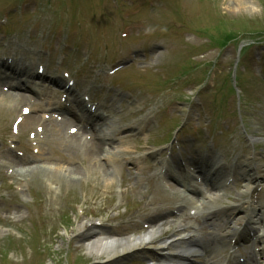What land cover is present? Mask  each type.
<instances>
[{"label":"rangeland","instance_id":"374dc122","mask_svg":"<svg viewBox=\"0 0 264 264\" xmlns=\"http://www.w3.org/2000/svg\"><path fill=\"white\" fill-rule=\"evenodd\" d=\"M99 1L49 0L48 5L55 10L53 13L49 11L51 8L43 6L39 0L22 11H19L16 1H0V15H8L14 22L21 20L26 26L21 37L28 45L25 46L22 41L14 38L10 46H13L15 55L19 50L45 48L54 56L62 54L67 57L68 62L75 63L80 58L84 60L86 53L77 56L74 47L79 46L82 52L89 46L93 49L90 41L92 34H100L103 40L100 42L103 46L101 57L106 58L111 67L115 64L123 65L124 70L110 75L111 68L103 66L99 77L91 76L89 87L95 90L90 93V102L100 104L106 101L112 104L113 98V114L103 113L112 119L114 127L125 128L131 125L135 129L120 144L121 152L117 153L119 156L106 166V176L93 169L89 171L90 166L81 152L57 139L48 146L44 142H41L42 145L38 143L37 147L42 148L39 164H44L40 169L29 170L31 172L13 169L9 177L10 169L0 160V243L6 244V240L11 238L10 242L13 244L5 249L8 257L4 264H67L66 254L71 240L82 246L71 251L76 264L101 263L98 256L88 253L86 243L76 237L77 226L94 206L102 218L118 215L124 221L123 218L135 206H140V202L147 208L156 194L168 193L167 187H162L159 180L160 163L170 159L169 155L173 152L170 146L174 150L176 142L164 146L153 159H146L145 154L148 150H159L155 145L163 144L170 137L178 140L179 144L181 141L185 142L188 150L190 145L192 148V144L196 146L202 141L205 146L208 145L210 135L208 137L206 132H212V137L218 138L220 144L221 155H217V162L228 163L231 172L237 175V181L240 180L236 187L229 188V201L234 202L240 198L249 201L256 208L253 218L262 216L264 219V209H260L264 206V176L257 187L252 181L243 179V173L239 170L252 154V146L246 142V137L264 139V76H261L264 47L254 44L248 39L250 37L239 43L243 45V50L246 49L244 63L238 67L242 90L246 94L244 104L247 109L244 111L240 110L236 94L230 92L238 46L231 44L220 51L216 46L210 47L211 43L206 39L212 36L218 42L217 37L222 27H228L229 32H238L244 26H249L261 32L264 29V0H150L153 8L149 11L146 2L141 0ZM107 2L116 8L121 2L123 11L121 8L110 9V3L105 6ZM11 4L12 8L9 9ZM82 11L85 19L90 18L91 14L95 15L94 11H102V27L98 26L97 15L89 23L87 20L81 21L83 25H93L96 31H83L78 22L76 25L71 24L72 19L65 16L67 12L77 15ZM28 36L34 38L32 43L28 42ZM70 36L74 41L72 46H69L67 40ZM2 37L4 39V35ZM109 38L122 42V45L107 43ZM80 39L85 43L80 42ZM248 44L251 46L246 48ZM36 53L31 51L32 55L29 54L28 58L36 55V60H41L44 67L48 65L52 68L43 52L39 50ZM31 63L35 65L37 61L32 59ZM207 65L209 67L205 71ZM73 67L70 64L71 71L74 70ZM105 75L114 76L112 85L120 82L118 84L125 91L134 86L137 90L134 88L130 95L119 92L102 77ZM84 80L90 82V77L79 78V81ZM101 85L103 87L97 88ZM9 105L8 100H1L0 96V138L7 137L5 139L11 142L14 136L8 128L12 121L8 114ZM242 120L249 130L246 133L241 131ZM183 124L187 127L182 128ZM213 127L217 129L211 131ZM196 128L199 133L204 134L202 137L194 136ZM181 130L179 139L178 133ZM27 131L30 130H26L19 138L24 147L28 142L29 149ZM254 147L259 160L257 165L264 175V141L261 140ZM5 148L19 158L26 159L28 156L22 157L17 149H11V144L5 145ZM146 166L149 167L147 171ZM169 166L167 165L168 170ZM143 168V173L137 177V173ZM149 179L156 180V194L152 197L151 190L149 196L146 193ZM259 192L262 194L261 199L258 198ZM218 193L223 197V192ZM33 197H37V205L33 203ZM226 200H217L216 206L220 209L230 207ZM68 201L71 204L77 203L75 214L67 204ZM106 205L109 209L103 213ZM238 215H244V212L240 211ZM229 216L219 214L215 218L216 224L224 225ZM254 221L253 219L252 222ZM62 223L66 226H62ZM228 226L232 225L227 224L226 227ZM260 228L263 229V226ZM27 235L30 236L29 239H25ZM43 243L46 244L44 249ZM246 253L241 255L245 257ZM216 260L218 261L217 258Z\"/></svg>","mask_w":264,"mask_h":264},{"label":"bare ground","instance_id":"6f19581e","mask_svg":"<svg viewBox=\"0 0 264 264\" xmlns=\"http://www.w3.org/2000/svg\"><path fill=\"white\" fill-rule=\"evenodd\" d=\"M240 6L241 8L243 7V5ZM5 70H7V68H5V65L3 64L0 67V82L2 80H4V82L0 86L3 85L4 87H7V91L14 92H4L0 89V95L3 96L1 97V100L4 97L8 99V102L10 103L9 112L19 111L20 109L22 110L24 107L23 105H33L36 102L35 97L40 95L39 93H42H38L37 90H35V82L43 84L46 81L45 76L39 80L34 79L35 77L33 78L30 74H28L26 80H19L24 84L21 82L12 84L7 81L9 77ZM23 74L24 72H18L12 69L9 75H17L18 77H21ZM52 84L59 86L58 90H64L65 88L63 81L59 76H57L56 79H53ZM67 92L69 94L68 96H71V93L73 94L75 97L73 99L77 101V106H79L80 100L78 99H80V97L77 92L73 90L72 92L67 90ZM58 111L60 112L61 119L56 121L51 118L45 120L44 117L37 115V110L32 109L27 116L23 117V121L21 122L19 128L35 129L36 127H40L42 129L40 136L43 138L47 139L52 135L64 138L73 148L81 152L83 159L90 166L88 169L89 171L94 168L93 170H96L99 173H105V169L102 164L98 162V159L103 154V151H105V146L109 145L108 140L117 137L116 139L121 141V139L123 140V136L125 138L134 130L131 125L125 126L126 129L113 128L114 125L111 120H105L103 122V120H101L97 115H93V117L99 119L100 122H103L101 124L105 127L104 130L100 129L97 132L92 133L84 116L79 118L73 114V110L65 107H62V110L58 109ZM89 111L85 109L86 113L91 114ZM75 122L81 124L79 126L80 135H66L65 130L67 125ZM106 128H109V130L105 131ZM116 144H118V142ZM120 144L121 143L118 144L117 150H119ZM106 154L109 156L112 155V153L109 154V151ZM149 155H153V152H150ZM2 158L7 162V166L13 168L18 167L23 163V161L17 159L10 152L2 155ZM189 165L193 166V163H190ZM222 173L223 171H215L211 177L217 179V177H220ZM165 176L171 180H173L174 177L169 172H167ZM260 177L261 173L259 169L256 168L252 178L257 182ZM206 178L207 177H204V179H202L205 180ZM186 179H190V176L187 175ZM216 187L217 183L214 182L211 189ZM207 199V202H214V199L211 197ZM197 201H199V199ZM170 202H172L170 198L158 197L153 201V204L155 205L160 203L162 205H168ZM182 203L184 202L182 201ZM155 211V216H144L142 221L148 224V230H146V232L142 235L137 236L129 234L125 235L124 233L126 230L120 229L110 231L100 230L98 236L95 237V232L93 233V231L99 229V227H93L94 224L91 221L86 222L79 230L81 231L82 229H85V231L92 232V234L87 235V237L91 240L87 246L88 253L98 256L102 261H104V264H116L128 258H143L151 264H212L210 263L211 258H208L211 255V252H209L210 249L212 251H217L222 246H231L232 242L236 244L240 240V233H238L240 228H234L232 232H229L225 235V237L220 238V240H217L212 244L199 243L194 234H188L187 232V229H194L197 225L192 222L182 223L181 221L176 224L177 230L175 232L171 233V235L167 238L160 240L159 235H161L164 231L167 223H158L156 221V217L160 216L163 211L160 209H156ZM165 211L166 210H164V212ZM214 212L216 211L208 209L206 219ZM206 224L207 222H204V225ZM225 239L227 240V243L224 242ZM250 258H255V254L251 255ZM173 261H177V263H174Z\"/></svg>","mask_w":264,"mask_h":264}]
</instances>
